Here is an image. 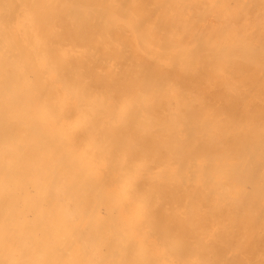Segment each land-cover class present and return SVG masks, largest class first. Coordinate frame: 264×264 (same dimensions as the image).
I'll return each instance as SVG.
<instances>
[{
	"label": "bare ground",
	"instance_id": "obj_1",
	"mask_svg": "<svg viewBox=\"0 0 264 264\" xmlns=\"http://www.w3.org/2000/svg\"><path fill=\"white\" fill-rule=\"evenodd\" d=\"M0 264H264V0H0Z\"/></svg>",
	"mask_w": 264,
	"mask_h": 264
}]
</instances>
